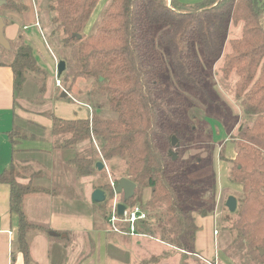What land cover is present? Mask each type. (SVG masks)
<instances>
[{"label":"trees","instance_id":"1","mask_svg":"<svg viewBox=\"0 0 264 264\" xmlns=\"http://www.w3.org/2000/svg\"><path fill=\"white\" fill-rule=\"evenodd\" d=\"M5 1L0 17L6 27L14 19L5 14L21 16L26 7L21 2ZM49 1L55 30L68 48L62 59L67 64L62 78H71L68 90L78 78L94 84L89 97L91 118L63 120L51 115L50 134L67 136L61 149H73L94 139L102 160L124 159L126 170L121 178L136 188L127 202L119 195L120 203L129 209L139 206L146 214L144 220L135 222V233L185 254L194 253L197 226L192 216V193L199 185L188 178L190 166L173 160L172 153L188 137L186 128L193 129L194 124L191 121L184 126L191 105L163 93L160 67L164 62L171 68L181 89L188 88L196 99L212 102L202 60L217 61L229 27L243 23L240 39L229 41V53L221 68L224 77L231 73L238 77L235 97L240 100L244 118L233 137L235 156L228 160V181L241 185L244 193L230 233L234 245L239 241L243 244L249 260L264 264V0H200L192 5L178 0H109L100 22L87 36L84 28L100 0ZM77 35L80 39L74 37ZM5 64L12 70L15 94L27 76L38 71L27 45L18 47L9 63H0ZM97 109L108 110L113 116L101 115ZM19 134L18 130L8 134L12 144L13 135ZM97 162L100 159L75 156L69 164L77 176L86 177L94 174ZM0 183L9 187V213L17 218L16 245L24 264H29L28 233L41 227L27 220L22 201L26 195L46 191L18 183L12 166L0 173ZM145 188L151 195L143 204ZM98 189L110 187L106 184ZM107 202L105 197L96 205ZM201 211L206 215L205 209ZM102 212L107 221L110 211ZM120 229L127 231L128 225Z\"/></svg>","mask_w":264,"mask_h":264},{"label":"rangeland","instance_id":"2","mask_svg":"<svg viewBox=\"0 0 264 264\" xmlns=\"http://www.w3.org/2000/svg\"><path fill=\"white\" fill-rule=\"evenodd\" d=\"M14 1L17 3L21 2L24 5L23 0ZM30 1L36 4L40 31L34 27H29L28 30L23 32L24 35H22V37H28L27 43L25 41L21 42L22 40L11 41L9 50L5 52L0 50V63H9L13 58L15 50L21 45H27L32 49L38 71L27 76L22 89L16 94L18 98L16 99V109H18L17 112L26 110L31 115L37 116V122L34 119H30L29 122L31 126L29 129L34 130L44 127L42 122L49 120L52 114L59 113L60 108L64 111L66 110L65 108L70 110V106L72 105L75 110L77 109L76 115L79 118L89 114V110L86 107H90L93 112V105L89 102V97L91 96L94 84L90 80L78 78L74 81L70 90H68L67 87L70 85L71 78H68L67 81H64V78H62L67 73V70L63 72L61 77L57 76V64L67 55L68 48L63 45L62 36L55 30V24L52 22L54 14L50 11L51 2L49 0H28V2ZM178 1L182 4L192 5L200 0ZM108 5L109 0H100L98 2L84 28L83 34L85 36L94 31ZM5 15L19 21L18 26L20 31H22L20 23L23 22L22 14L21 16L13 13ZM242 28L243 23L229 27L223 54L217 61L208 63L202 60V63L204 62L203 65H205L202 73L212 102L196 99L188 88L181 89L179 84L173 79L171 68H167L164 62L160 67L162 70L161 86L165 95L172 94L171 96L174 100L178 99L185 102L186 105H191L187 110V122L184 126L187 127L192 121L194 128H186L185 131L188 137L183 144V140L179 142V147L176 151L173 150V152L176 153V160L178 159L190 166L191 171L188 178L194 184L199 185L198 191L192 193V216L194 222L196 219L199 224V234L207 238L212 237L213 231L214 233L217 232L214 235L227 234L231 239V253H227L228 255L234 259H241V264H258L246 257L243 244L240 241V243L233 244L230 224L236 217L234 213H230L225 207V203L229 197H234L237 205H239L244 195L242 186L230 183L227 177L228 160L234 158L236 152L233 137L236 136L241 124L244 123L240 100L235 97V85L238 77L235 73H231L226 78L221 72L225 55L229 53V41L240 39ZM162 60L164 61V58ZM65 67H67V64ZM56 80L60 81V87L56 85ZM63 92L68 94L66 98H62L61 94ZM97 112L101 115L113 116L108 110L97 109ZM191 118H194V120H190ZM44 129L41 128V130ZM30 133L32 134V132ZM50 135L44 133V137L40 138L48 137L51 139L52 137L55 149L62 150L59 147L67 136L54 137ZM17 139L19 138L16 137ZM46 141L48 140L46 139ZM64 152V160L75 156L93 157L94 159H100L105 169L97 171L95 168L93 175L79 177L76 174L75 168L68 163L69 161L66 162L65 160L66 166L59 167L64 174L61 172L63 175H58L57 171V175H55L56 180L60 182L63 188H70V184L76 183L75 181H77L80 189L87 191L102 188L106 184L110 187V180L116 183V181L118 182L125 175L126 161L121 158L112 161L102 160L98 144L94 139L79 143L75 148L66 149ZM40 155L43 154L40 153ZM43 156L48 158L47 154ZM50 158L53 162L58 160L54 154L50 155ZM58 163L60 162L58 161ZM12 169H14L16 181L21 174L25 175L28 171L34 174L43 173L33 168H23L19 164H16ZM22 169L24 170L19 175V171ZM61 186L54 189L58 190ZM50 190L52 191V189L48 191ZM103 192H105L107 204L104 206H100L99 204L95 207L96 220L101 219L102 222L106 221L102 218V209L111 211L112 206L115 203L119 204L122 200L118 194H114L111 187L109 190H103ZM66 194H69V191H66ZM150 195V189H143L141 203L145 204ZM204 209L207 211L206 215L202 214L203 211L201 210ZM97 224L96 227L98 226ZM236 256H239V258Z\"/></svg>","mask_w":264,"mask_h":264},{"label":"crops","instance_id":"3","mask_svg":"<svg viewBox=\"0 0 264 264\" xmlns=\"http://www.w3.org/2000/svg\"><path fill=\"white\" fill-rule=\"evenodd\" d=\"M23 3L27 9L22 13V31L17 20L4 28V36L9 43L19 40L27 43L28 37L22 35L29 27L40 31L36 4L28 0H23ZM16 99L12 70L6 64L0 65V173L16 164L42 171V174L28 171L20 175L22 169L17 182L23 185L30 183L46 191L26 195L22 201L27 220L41 227L28 233L29 264H241V259L228 255L231 253L230 236L225 233L214 235L213 231L212 237L207 238L199 234L196 219L197 232L192 254H185L145 236L115 233L108 220H96V204L91 201L94 190L80 189L77 181L70 184V188H63L56 180L57 171L58 175L64 174L59 167L66 166V159H63L66 149L56 150L52 137L40 138L44 137V133L50 134L51 116L42 122L44 127L31 130L30 119L37 122L38 118L26 110L17 112ZM70 107L65 111L60 108L59 113L52 115L63 120H84L92 116L90 107H86L89 114L81 118L76 115L77 109L72 105ZM14 130L20 131V135H13L12 144L8 134ZM16 137L19 139L16 140ZM40 153L47 154L48 158ZM52 154L57 156V161L51 160ZM59 186L60 190L54 189ZM117 227L120 229L124 224H117ZM16 236L17 218L9 213V187L0 183V264H24L23 255L16 245Z\"/></svg>","mask_w":264,"mask_h":264},{"label":"water","instance_id":"4","mask_svg":"<svg viewBox=\"0 0 264 264\" xmlns=\"http://www.w3.org/2000/svg\"><path fill=\"white\" fill-rule=\"evenodd\" d=\"M6 4L5 0H0V8L2 6H4ZM4 28H5V23L2 17H0V47L3 48L4 50H9L10 49V43L8 42V40L5 38L4 36ZM78 39H80V35L74 36ZM56 71H57V76L61 77V75L63 74V72L65 71V63L64 61H59L56 67ZM67 93L63 92L62 93V97H67ZM172 146H175V139L172 138L171 141ZM172 159L175 160L176 159V155L174 153H172ZM95 168L97 169V171H102L104 169V165L101 162H97L95 164ZM135 188L136 186L131 183L129 180L125 179V178H121L120 180H118L117 185L114 189V192L118 195H122L123 196V201L127 202L129 199L133 198L134 196V192H135ZM105 193L101 190H94V192L91 195V201L94 204H98L101 203L105 200ZM225 207L227 208V210L230 213H234L236 211L237 208V201L234 197H229L225 203ZM126 206L123 203H119L116 207L117 210V215L119 217H121L123 215V212L125 210ZM50 235H55L50 233ZM260 255H263V251L260 252Z\"/></svg>","mask_w":264,"mask_h":264},{"label":"built area","instance_id":"5","mask_svg":"<svg viewBox=\"0 0 264 264\" xmlns=\"http://www.w3.org/2000/svg\"><path fill=\"white\" fill-rule=\"evenodd\" d=\"M56 85L58 87H60V81L59 80H56ZM104 169H105V166H104ZM116 185H117V183L110 180V187L113 190V192H114ZM114 194H116V193L114 192ZM117 205L118 204L115 203L112 206V209H111L110 215H109V219H108L111 230L115 233H118V234H127L130 236L137 235L135 233L134 224H135V222H137L139 220H144L146 218L145 212L139 206H135L132 209H129L126 207L124 212H123V215L121 217H119L117 215V210H116ZM117 224L128 225V230L122 231L121 229H119L117 227ZM216 233L217 232H215L214 234H216ZM206 264H216V263L206 262Z\"/></svg>","mask_w":264,"mask_h":264}]
</instances>
